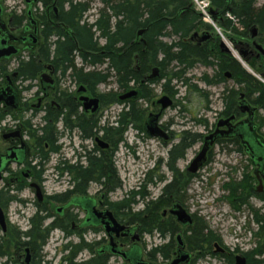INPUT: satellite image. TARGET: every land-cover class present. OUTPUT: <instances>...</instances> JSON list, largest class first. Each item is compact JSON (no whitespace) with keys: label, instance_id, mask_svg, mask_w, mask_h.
<instances>
[{"label":"flooded vegetation","instance_id":"flooded-vegetation-1","mask_svg":"<svg viewBox=\"0 0 264 264\" xmlns=\"http://www.w3.org/2000/svg\"><path fill=\"white\" fill-rule=\"evenodd\" d=\"M22 1L24 5L22 10L16 9L17 7H11V9L7 10L5 8V0L0 1V21L4 24L0 34L6 38V44H12L18 50L16 55L0 61L6 64L7 70L9 72L5 74L4 79L1 80L0 78V89L8 84L7 78H9L16 95L14 106H8L4 102L0 103V157L2 163H6L3 168L4 170L1 173L0 189L4 188V190H9L11 193L13 191L16 192V189L22 185L23 188L21 190L27 188L30 192H33V204L35 210L37 208L45 210L42 212V214L50 215L46 219V221H49V223L57 222L61 225L69 221V230L71 234L68 236L61 230V228L55 227L53 229L61 231L65 237H70L71 235L75 236L77 238L76 243H79L80 240L84 241V237L87 233H92V237L94 239L85 242L93 244V253L88 250H82L78 252L76 256V260L78 262L94 257L99 262L109 264L110 258L112 256H117L121 258L123 264H171V262L178 256V253L180 252L186 253L189 256L187 263L182 264H204L203 261H205V259H212L222 264H237V258L243 259V264H256V260H261L260 264H264V252L259 256L255 254L252 255V251L257 246L249 249L248 251H243L238 248L230 250L226 245L223 244L220 236L217 234V239L210 245L206 243L205 238H199L195 236L198 238L195 239V245L190 240L192 230L195 229L200 217L194 213H190L186 207V200L188 198L186 190L190 181L192 180H188V175L196 174L197 176V173L206 165V163H208V158L212 157L213 151L216 147H220V149L227 151H233L239 155L245 156L247 163L245 168L249 171V177L252 182V191L248 198V204L253 209H259L260 212H264V122L263 119H261V117H264L263 111L255 102L256 94H251V92L247 94L244 90H242L241 88L243 87V84H240L238 81H236L230 71H224L223 81L221 80L218 83L207 84L202 80L207 85H223V87L219 97L221 109L217 113L216 119L210 125V127L207 126L206 119L195 121L199 126L201 125L204 128L205 126L208 127L207 130H203L201 132L191 129L174 131L175 123L172 122V120L163 122L162 117L165 110L180 104L175 99V96L178 93V88L171 84L172 81H176L175 78H172L170 82L172 89H177V93L173 97L165 92L162 88L163 83H165L167 78L171 75V73H169L171 71H167L169 73L168 77L165 76L164 78H161V68L159 66H153L141 77V80L138 84L135 85L134 83H130L131 88L128 90L120 91L118 90L116 83H114L116 89H109L107 92H105H117V98L119 100L120 95L134 90L137 93V98L139 96L138 85H149L153 89V85L159 84L161 95L154 101V103H152L151 111L149 113L147 112L148 114L144 116L142 121L143 133H145L148 138L158 139L163 145L169 144L170 147L167 150V155L173 147L180 144L181 139H183L186 135L194 134L197 136V141L194 143L197 145V149L184 169L181 171L176 169V163L178 160H176L174 163V170H178L182 177L181 179L187 181L185 192L180 195V198L177 197L175 192L171 193L169 195V205L158 209V219L153 233H145L144 231H141V225L139 222L130 223V220H126L124 222L119 221L111 209V203H113V201L109 199V194L111 192L106 193L105 188H103L100 183L90 181L87 184V188L84 192L78 191L72 193L69 192L73 187V185L69 182V176L67 173H62L59 171V174H61L62 177L64 174L67 176V184L70 185L71 189L57 194L60 195L62 202H56L53 198L55 195H47L43 191V188L41 187L42 183L39 184L36 181H32L34 167H36V169H44L43 164L49 160L48 158L46 162H43L42 167L38 166L39 153L37 152L38 147L35 137L42 134V127H44L46 123H52L53 121L55 122V145L59 148L56 153H51L49 155V157H53V159H55L51 168L62 169L65 166L72 165L74 169H83L90 163V160H94L98 156H104L108 159L109 154L113 151V145L111 144L110 140L108 138H103V128L104 126H115L117 119L111 123L105 122L104 124L100 125L98 123L100 121L102 112L115 104L121 106L120 110H127L128 101L132 100V98L122 101L119 100L121 103L105 106L103 101H101V98L98 96V94H101L97 90V87L100 84L93 86V82L90 81V85L88 87L86 85L79 84L75 80H72L69 77V71L63 75L60 68H57V65L52 62L55 55V43L57 40H64V32L67 36L69 35L66 33L65 29L68 28L70 30L71 28L59 20L61 12L59 0ZM217 10L221 11L222 9ZM17 18L20 19V22H16ZM228 19L229 18H227L223 13L221 16H219L215 23L218 25H223V23ZM235 26H238L237 23ZM238 29L240 30V28ZM70 31L73 33L72 30ZM225 32L228 34V43H230L232 48L237 51L242 61L246 65H243L237 58H235L232 51L228 47V44L225 42L226 40L223 41L217 39L216 35H214L212 29H210L209 26L192 30L182 40L184 42L192 43L196 47H201L204 49L206 53L210 54V60L216 61L218 56L221 55L234 58L250 75H252V71L254 74L257 73L263 79L261 82L264 84V54L260 53L253 46V42H255L256 44L261 45L264 50V40L262 41L259 39L258 29L256 35L253 37L251 35V29H249L248 35L243 38L237 34L232 35V33L229 31ZM193 33H197V36L191 38ZM203 33L209 35V37L204 41L200 39V36ZM60 35L62 36L60 37ZM69 37L70 35L68 36L69 40L74 38ZM140 39H143L142 36L138 40L136 39L137 42H142ZM178 40L179 38L177 37V41ZM221 42H223L224 47H226L228 51H223L221 49ZM240 52H242V55ZM59 55L61 54L59 53ZM71 55L74 58H79V51L74 50L72 51ZM30 56L36 58L40 63V71L38 72L36 79L33 81L21 80L18 78L15 68L18 66V60H27ZM134 59L135 68L136 70H139L138 56L135 55ZM12 60L15 62V67L13 70H10L9 64L12 62ZM253 60L256 61V66L259 68V71H256L251 67L250 62ZM197 65L209 68L211 70L213 69V74L211 76L205 75L208 78H213L215 72L218 70L217 66H204L201 64H195L194 67ZM94 68L95 66L90 64L84 65L85 72L95 70ZM153 69H157V76L153 79H150L149 76L152 74ZM13 73H15L14 76L12 75ZM41 75H46V78L51 81V83L41 82ZM203 77H201V79ZM64 78H69V81L72 82V85H70L71 87L69 85L62 86V81H64ZM111 78L113 77H110L108 82ZM228 80H232L235 86H227L226 82ZM32 82L35 83L34 85L36 86V90L33 91V94L29 95L28 97H23V93L32 90L34 86L31 85ZM23 83H26V85L22 86ZM231 90L235 91L236 97H234V109L232 110V113L227 115L225 114L226 110L224 107L223 98L229 96ZM162 96H168L171 100V105L165 109H161V105L157 103V100ZM84 97L88 99L97 98V106H86L87 101L81 99ZM241 105L247 106L249 108L251 111L250 115L247 110L244 112L241 111ZM206 108L208 109V107ZM149 114L158 115L156 127L163 133V135L149 137L146 134L144 130V124ZM226 119L229 120L228 123L223 124L220 127L217 126L219 121ZM217 130H222L223 132L228 130L230 131L227 134L224 133L214 138L206 152V162L196 173L192 174L188 172L187 168L192 159L203 147L205 138ZM245 137H250L252 140L250 144L249 142L247 143ZM97 139L100 140L102 144H105V146H102ZM253 144H255V147L252 146ZM192 146L187 148L186 151L191 149ZM44 148V150H47L50 147L47 143H45ZM241 175L242 172L240 177ZM172 180L173 178L170 172L169 180L163 184L158 196L152 200H159V198L163 195L162 189L168 182H171ZM32 183H35L41 192L42 198L40 201L36 195V187L32 186ZM94 186L97 188L92 192L91 189ZM121 199L116 202H119ZM252 200L259 203V208H254L251 205L250 202ZM140 203L142 204V208L137 209L136 211H140L144 208L143 203L141 201ZM177 204L180 205L191 216V225H183L177 222L175 216L170 213V209ZM55 205L58 206L53 207ZM82 205L86 206L87 208H84ZM242 207L246 208L247 205ZM72 210H77L79 215L76 216L75 213H72ZM248 210L251 213L252 222L255 224L250 207ZM107 211L111 212L112 216L121 225L125 226L123 232H126V235H122L123 232H120L118 235L114 233L108 234L106 232L103 221L106 220L105 212ZM127 211V208L124 206V211L122 209V212L124 213L125 218L128 214ZM3 214L5 219V230H2L0 227V234L2 235L6 232L7 227L10 226L4 210ZM170 221L175 227L173 232H171L168 227V223H170ZM66 225L67 224L64 226ZM100 232L102 236H96L100 235ZM206 233L207 231L204 230L203 234ZM95 236L97 237L96 239ZM150 236L156 238V243L146 250L144 238ZM153 249L156 250L155 258H149L147 253ZM112 251H116L117 253L114 254ZM131 251H135L136 253L140 252L139 260L141 262H133L134 258H132L133 261L131 260L129 254ZM143 251L146 253L147 259H144ZM82 252H86L88 257L80 259L78 256ZM123 253H125V258L122 256ZM26 256H29L28 264H34L29 248H24L19 254L17 261L14 263L9 261V264H23Z\"/></svg>","mask_w":264,"mask_h":264},{"label":"trees","instance_id":"trees-1","mask_svg":"<svg viewBox=\"0 0 264 264\" xmlns=\"http://www.w3.org/2000/svg\"><path fill=\"white\" fill-rule=\"evenodd\" d=\"M2 1V0H0ZM101 7L97 10L93 21H87L84 17L90 10V1L88 0H59L60 21L70 27L74 33L72 40L64 32V40H57L55 45V55L53 61L60 68L62 74L69 71V77L79 84L89 87L92 81L93 86L108 82L110 77L114 78L118 90H128L131 88L130 83L135 85L139 83L141 77L147 73L153 66H159L162 74L161 78L168 77L163 83L162 88L170 96L177 93V89L173 90L170 86L172 78L180 82V85L194 87L189 83L186 73L194 67L195 64L204 66H217L213 78L204 76L201 80L205 83H218L223 81V72L230 71L233 77L240 84L241 88L247 94H256L258 107L262 109L264 116V84L254 76L250 75L241 65L232 57L218 56L216 61L210 60V54L206 53L201 47H196L192 43L184 42L182 39L186 37L192 30L205 28L207 25L201 22L197 14L192 10L189 0H97ZM256 0H231L228 11L233 18L228 19L219 25L225 31L237 34L241 38L248 35L251 27L258 29V37L264 40V4L256 6ZM213 9H223L224 0H209ZM188 8V9H187ZM16 22H20L17 18ZM235 22L238 28L235 26ZM144 29L142 38L144 42L136 43V34L138 30ZM62 35H60L61 37ZM164 36H175L179 40L166 43L162 40ZM70 38V37H69ZM217 39H219L217 37ZM133 43V44H132ZM79 51L80 65L75 63L72 57V51ZM59 53L61 55H59ZM135 55L138 56L139 70L135 68ZM61 56V57H59ZM90 64L99 66L105 64L104 69L84 71V65ZM172 65V66H171ZM250 65L256 71V61L250 62ZM40 63L36 58L30 56L27 60H18V66L15 68L17 76L21 80L33 81L36 79L40 71ZM170 68V69H169ZM171 71V72H167ZM9 73L6 64L0 62V78L4 79L5 74ZM152 84V83H150ZM139 96L136 99L128 101L127 110L122 109L117 116L115 126H104L103 138H108L113 145V151L109 154V158L97 157L90 160V163L83 169H74L72 165L57 169L62 173H67L69 182L73 185L69 192H84L90 181L100 183L105 188L106 193L113 192L121 186L117 176V171L113 164V153L118 143L122 141L124 129L129 124L141 126L146 109L142 107L143 102H150L154 97V91L149 85H138ZM226 88V87H225ZM105 106L115 103H121L117 98V92H108L98 94ZM236 93L230 91L229 96L223 98L225 114L232 113L234 109V101ZM264 122V117H261ZM136 126V125H135ZM42 134L37 135L39 157L38 166L42 167L51 153L58 151L55 145V122L46 123L42 127ZM33 136V135H31ZM197 141L194 134L186 135L181 139L180 144L173 147L168 152L166 167L171 172L173 180L168 182L162 189L163 195L159 200H149L147 196L146 186L153 183L162 182L163 176H156L154 171H148L145 178L137 188L130 189L119 202L111 203V209L116 218L124 222L130 220V223H140L141 231L145 233H153L156 228L158 219V209L169 205V195L173 192L180 195L185 192L187 181L181 179L178 170H174L176 160L183 159L187 148ZM233 142V141H226ZM49 145V149L44 150V144ZM212 158H208L211 161ZM44 169H33V181L41 184L43 181ZM195 175H188V180L195 178ZM155 178V179H154ZM25 186V185H24ZM23 188L20 185L16 189L18 193ZM223 189L228 193V202L233 210L240 211L242 206L251 209L253 219L257 230L254 233L257 239V247L251 252L252 255H260L264 252V212L259 209H253L248 204V198L252 191V182L249 177V171L245 168L238 180L231 179L228 183L223 184ZM68 192V194H69ZM67 195V194H66ZM56 202H62L60 195H55ZM147 199V200H146ZM18 201L16 194H11L9 190L0 189V207L5 211L10 202ZM142 202L144 208L140 211H132V207L138 202ZM124 206L127 208V217H124ZM45 210L37 208L33 215L29 218V226L26 230L20 231L14 226H8L6 232L0 234V258H5L3 264L16 262L19 254L24 248H29L34 264H40L42 261V248L45 245L50 231L55 228L61 230L68 236L70 232V223L67 221L63 224L51 222L45 224L49 214H42ZM67 224L66 226H64ZM168 227L173 232L175 227L170 221ZM1 230V229H0ZM204 230L207 231L203 234ZM199 238H205L207 244H211L217 239L216 234L211 231L205 221L199 218L190 240L194 243ZM263 247V248H262ZM93 244L80 240L79 243H68L63 249L66 254L61 257L56 264H104L97 261L94 257L83 261H77L76 256L82 250H88L93 253ZM156 250L147 253L150 258H155ZM264 262V260H263ZM261 260H256V264H260Z\"/></svg>","mask_w":264,"mask_h":264},{"label":"rangeland","instance_id":"rangeland-1","mask_svg":"<svg viewBox=\"0 0 264 264\" xmlns=\"http://www.w3.org/2000/svg\"><path fill=\"white\" fill-rule=\"evenodd\" d=\"M88 1H90L91 8L85 14V18L90 22L94 20L95 14L101 5L97 0ZM4 3L7 10L11 9V7H17L16 9L20 10L24 8L22 0H5ZM255 3L256 6H260L264 4V0H256ZM200 20L212 29L216 37L220 40L226 39V42L228 43V34L225 30L220 28L223 36H218L215 28L210 23H207L202 19ZM216 25L219 27L218 24ZM236 27L238 28V26ZM162 40L166 43H171L172 41H176L177 37L164 36L162 37ZM228 45L232 47L230 43H228ZM75 63L80 64L79 58H75ZM14 67L15 62L12 60L9 64V69L13 70ZM95 68L99 70L104 69L105 64L96 66ZM212 72L213 69L211 70L197 65L186 73L185 77L188 78L190 84L196 86V89L192 86L187 89L180 85L179 81H172L171 84L178 88V93L175 96V99L180 104L166 109L162 118L163 122L172 120V122L175 123L174 131L191 129L201 132L207 130L216 119L217 113L221 109L219 97L223 85H207L201 80V77L205 75L211 76L213 74ZM34 84V82L31 83L32 86ZM25 85L26 83L22 84V86ZM67 85H72V82L69 81V78H64L62 86ZM226 85L229 87L235 86L232 80H228ZM109 89H116L113 78H111L108 83L100 84L97 87V90L100 93H105ZM153 89V99L150 102L142 103V107L146 108L145 115L151 111L152 103H154V101L161 95L159 84L153 85ZM35 90L36 86L34 85L31 91L25 92L22 95L26 98L33 94V91ZM206 107H208V109ZM120 109L121 106L115 104L103 111L98 124L102 125L105 122H113L116 113ZM202 119H206L208 127L205 126L204 128L201 125H197V122H195ZM137 124L138 123L133 125L129 124L124 129L122 141L118 143L113 153V164L121 183L119 188L109 194V199L113 202L121 199L130 189L138 187L148 171L152 170L156 173V176L161 175L164 178L162 182L146 186V191L149 193L147 199L149 200L158 196L161 187L170 178V171L165 164L168 157L167 150L170 145H163L158 139L148 138L142 131V123L140 124L141 126ZM196 149V144H194L191 149H188L185 152V157L177 161L176 169L180 171L184 169L188 161L193 157ZM211 158V161L206 163V165L197 173V176L190 181L186 190L188 196L186 207L190 213H194L202 218L209 229L219 235L223 244L230 250L238 248L243 251H248L256 246L257 240L254 237L256 225L252 222L251 213L247 208L242 207L240 211L231 208L228 202V193L223 189L224 183H228L231 179H239L241 172L247 165L246 158L236 152L220 149V147L214 149ZM54 160L53 157H49V160L43 164L44 171L41 187L47 195H57L65 190L67 191L71 189L70 185L67 184L66 179H63V177L61 179L56 174L53 175L52 172H50L52 171L50 168L54 163ZM54 177H59V180L54 181ZM96 188L97 187L94 186L91 189L92 192L96 190ZM11 194H16L17 198L23 202L20 203L18 201H13L9 203L4 213L11 226L16 227L20 231H24L28 227V217L35 212L33 204L34 194L27 188L18 193L13 191ZM250 203L254 208H259L258 202L252 200ZM56 206L58 205L53 207ZM132 208V211L134 212L137 209H141L142 204L138 202ZM72 213H75L76 216L79 215L77 210H72ZM48 223L49 221H46L44 225H47ZM96 236H102L101 232L100 235ZM96 236L95 239L97 238ZM93 239L92 233H87L84 237V241L87 242ZM76 242L77 238L75 236L71 235L70 237H65L59 230L50 233L42 248V261L40 264L58 263L61 257L66 254V250L63 249L64 245ZM155 243L156 238L153 236L144 238L146 250ZM78 257L83 259L87 258L88 255L86 252H82ZM143 257L144 259H147L144 251ZM4 259L5 258H0V264H3ZM203 263L222 264L212 259H205ZM109 264H123V261L117 256H112L109 260Z\"/></svg>","mask_w":264,"mask_h":264},{"label":"water","instance_id":"water-1","mask_svg":"<svg viewBox=\"0 0 264 264\" xmlns=\"http://www.w3.org/2000/svg\"><path fill=\"white\" fill-rule=\"evenodd\" d=\"M28 1V0H27ZM231 0H225V6L221 11H218L217 9H213L210 8L209 9V13L212 17L213 22H215L219 16H221L223 13H225L226 11L230 10V4ZM188 9V8H187ZM0 16H1V7H0ZM4 24L0 21V31L3 29ZM66 33H68L70 35L71 38H73V33L66 28ZM1 33V32H0ZM144 33V29H140L138 30L137 34H136V39L138 40L139 38H141L142 34ZM251 35L252 37L256 35V29L253 28L251 29ZM197 36V33H193L191 38ZM209 37L208 34L203 33L200 36L201 40H206ZM136 40V43H137ZM140 41L144 42L143 39H140ZM133 44V43H132ZM253 46L262 54H264V50L262 48L261 45L256 44L255 42H253ZM220 47L223 51H228V49L226 47H224L223 42L220 43ZM18 52L17 48L14 47V45L12 44H6V38H4L3 36H1L0 34V61L1 60H5L8 59L14 55H16ZM240 54L242 55V52H240ZM13 76L15 75V73L12 74ZM157 76V69H153L152 70V74L149 76L150 79H153ZM46 75H41L40 80L41 82H50L47 78ZM8 80V84L0 89V103L4 102L5 104H7L8 106H14L15 105V99H16V95L15 92L12 88V83L10 82V79L7 78ZM136 91L131 90L125 94H122L119 96V100H125L128 98H136ZM84 101H87L86 106H90V105H94V107L97 106L98 103V99L94 98V99H88V98H81ZM157 103H159L161 105V109H165L166 107L171 105V100L168 96H162L160 99L157 100ZM248 111L249 115L251 113V111L249 110V108L247 106L241 105V111ZM157 114H149L148 118L146 119V122L144 124V130L146 132V134L149 137H156L159 135H163V133L158 130V128L156 127V121H157ZM232 118V117H231ZM228 119L226 120H221L218 122L217 126L220 127L223 124L228 123ZM231 130V129H230ZM230 130L223 132L222 130H217L215 131L213 134L207 136L204 140V145L201 148V150L199 151V153L192 159L191 163L189 164L187 170L190 173H196L206 162V152L209 148V146L211 145V143L213 142L214 138L218 135H222V134H227ZM98 140V139H97ZM245 140L247 141V143L249 142V144L251 143V139L250 137H245ZM99 143L102 146H105V144H102V142L100 140H98ZM252 146L255 147V144H253ZM6 163H2L1 157H0V179H1V173L4 170V166ZM32 186L36 187V195L38 200L40 201L42 198L41 192L38 188V186L35 183H32ZM73 202H77V201H73ZM84 208H87L86 206L82 205ZM170 213L172 215L175 216L177 222L183 224V225H191L192 224V218L191 216L180 206V205H174L171 209H170ZM106 215V220L103 221L104 224V228L106 230V232L108 234H116L118 235L120 232H123V230L125 229L124 225H121L113 216L112 213L107 211L105 212ZM0 227L2 228V230H5V219H4V214L3 211L0 207ZM122 235H126V232H123ZM112 241V238H111ZM114 254L117 253L116 251H112ZM130 254V258L132 260V258H134V261H139L141 262L140 259V252H135V251H131ZM133 255V256H132ZM125 258V253H123L122 255ZM188 255L186 253H178V256L171 262V264H182V263H187L188 261ZM237 264H243V259L241 258H237ZM29 263V256H26L24 263L23 264H28ZM142 264V263H141ZM146 264V263H143Z\"/></svg>","mask_w":264,"mask_h":264},{"label":"bare ground","instance_id":"bare-ground-1","mask_svg":"<svg viewBox=\"0 0 264 264\" xmlns=\"http://www.w3.org/2000/svg\"><path fill=\"white\" fill-rule=\"evenodd\" d=\"M189 1H190V0H189ZM207 1L209 2V0H207ZM224 1H225V0H224ZM191 8L196 12L197 16H198L200 19H202L203 21H205V22H207V23H210V24L215 28V30L218 28V26L216 25V23L213 22L212 17L206 18V20H204L202 14L199 13V12L195 9V6H194V5H191ZM210 8H212V7L210 6V2H209L208 10H209ZM224 15H225L227 18L233 20V18L230 16V14L228 13V11H226V12L224 13ZM233 21H235V20H233ZM219 28H220V27H219ZM253 28H255V27H251L250 29H253ZM255 29H256V28H255ZM223 30H224V29H223ZM256 32H257V29H256ZM216 33H217V30H216ZM220 36H223L221 31H220ZM225 40H226V39H223V41H225ZM225 42H226V41H225ZM226 43H227V42H226ZM227 44H228V43H227ZM228 47H229L230 50L232 51V53H233V55L235 56V58H237V59H238L243 65H246V64L242 61V59H241V57L239 56V54L237 53V51L234 50L230 45H228ZM252 76H254L256 79H258L260 82H261V80H263V79H262L257 73L254 74L253 71H252ZM261 83H262V82H261Z\"/></svg>","mask_w":264,"mask_h":264},{"label":"built area","instance_id":"built-area-1","mask_svg":"<svg viewBox=\"0 0 264 264\" xmlns=\"http://www.w3.org/2000/svg\"><path fill=\"white\" fill-rule=\"evenodd\" d=\"M191 1L195 6V9L202 14L204 20H206V18H209V15L207 13L209 2L207 0H191Z\"/></svg>","mask_w":264,"mask_h":264}]
</instances>
